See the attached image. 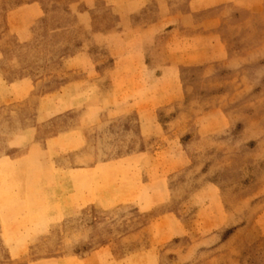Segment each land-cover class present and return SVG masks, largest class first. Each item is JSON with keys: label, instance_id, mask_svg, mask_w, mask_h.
I'll return each instance as SVG.
<instances>
[{"label": "rangeland", "instance_id": "obj_1", "mask_svg": "<svg viewBox=\"0 0 264 264\" xmlns=\"http://www.w3.org/2000/svg\"><path fill=\"white\" fill-rule=\"evenodd\" d=\"M0 264H264V0H0Z\"/></svg>", "mask_w": 264, "mask_h": 264}]
</instances>
